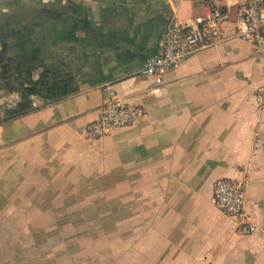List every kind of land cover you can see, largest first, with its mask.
I'll list each match as a JSON object with an SVG mask.
<instances>
[{"label": "crops", "instance_id": "1", "mask_svg": "<svg viewBox=\"0 0 264 264\" xmlns=\"http://www.w3.org/2000/svg\"><path fill=\"white\" fill-rule=\"evenodd\" d=\"M242 2L0 0V210L26 207L27 192H97L114 230L97 263L75 264H264V58L230 37ZM213 6L229 13L227 38L160 84L137 74L163 31ZM110 90L144 115L86 139ZM219 177L246 182L254 233L213 205ZM38 256L74 264L64 249Z\"/></svg>", "mask_w": 264, "mask_h": 264}, {"label": "built area", "instance_id": "2", "mask_svg": "<svg viewBox=\"0 0 264 264\" xmlns=\"http://www.w3.org/2000/svg\"><path fill=\"white\" fill-rule=\"evenodd\" d=\"M226 5L230 0H225ZM229 23L227 9L213 6L203 15H195L183 25L163 31L154 54L148 56L137 74L150 77L160 84L164 73L180 64L197 49L207 47L226 37L224 29ZM251 42L257 59L264 58V0H243L240 16L230 35ZM227 38V37H226ZM259 107H264V86L257 88ZM144 115L141 105H125L113 91L100 108L99 116L86 124V139H99L117 128L126 127ZM246 182L230 177L217 178L212 187L211 201L219 212L235 220L242 235L254 233L256 224L245 211ZM204 264H217L206 260Z\"/></svg>", "mask_w": 264, "mask_h": 264}, {"label": "rangeland", "instance_id": "3", "mask_svg": "<svg viewBox=\"0 0 264 264\" xmlns=\"http://www.w3.org/2000/svg\"><path fill=\"white\" fill-rule=\"evenodd\" d=\"M89 194L90 202L86 192H27L21 199L26 207L1 209L0 262L34 264L39 249L53 247L66 250L74 264L82 255L89 263H97L99 234L111 235L114 224L109 216L112 209H99L97 192Z\"/></svg>", "mask_w": 264, "mask_h": 264}]
</instances>
